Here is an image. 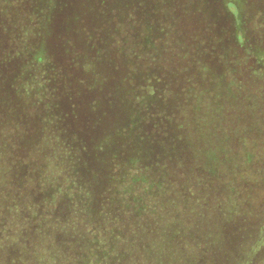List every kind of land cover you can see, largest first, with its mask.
Wrapping results in <instances>:
<instances>
[{"label": "rangeland", "instance_id": "obj_1", "mask_svg": "<svg viewBox=\"0 0 264 264\" xmlns=\"http://www.w3.org/2000/svg\"><path fill=\"white\" fill-rule=\"evenodd\" d=\"M5 1V42L17 32L29 41L20 62L46 50L52 72L61 75L51 100H59L61 111L67 94L72 96L69 141L88 145L75 166L86 168L94 188L127 183L106 178L109 165L120 159H98L124 148L120 134L131 131L129 138L141 140L138 150L152 163L171 153V169L162 171L163 199L150 205L146 195L128 196L129 203L148 208L134 215L144 219L148 231L146 262L264 264V0H54L43 12L33 0L23 1L26 7ZM123 5L126 16L118 18ZM19 13L21 21L14 23ZM123 37L146 41L147 76L128 57L140 52L120 47ZM85 61L93 63L95 74L86 71ZM133 68L136 80L130 82ZM142 76L144 88H131ZM151 109L176 123L187 124L190 114L196 121L177 130L159 117L147 118ZM171 140L177 142L178 162L168 150ZM68 202L64 199L61 218ZM66 235L58 242L67 241ZM131 249L134 255L137 250Z\"/></svg>", "mask_w": 264, "mask_h": 264}, {"label": "trees", "instance_id": "obj_2", "mask_svg": "<svg viewBox=\"0 0 264 264\" xmlns=\"http://www.w3.org/2000/svg\"><path fill=\"white\" fill-rule=\"evenodd\" d=\"M17 1L19 5L27 6L23 3L25 0ZM40 1L33 0L31 4L38 9L42 7V12L55 5L54 0H47L48 6H40ZM5 2L0 0V264H148V231L144 219L134 216L142 215L148 208L144 202L129 203L128 196L135 200L146 195L150 205L160 202L163 199L160 194L164 179L162 171L171 169V153L163 154L162 159L160 157L152 163L147 154L138 150L141 140L129 138L131 131L120 134L124 148H116V153L109 155L108 159L106 156L98 159L102 163L111 162L116 157L120 159L109 165L110 173L106 178L127 183L114 186V182H105L101 188H94L93 183L85 178L86 168L82 171L75 166L77 161L83 160L82 151H86L88 145L69 141L73 131L74 110L69 108L72 96L67 94L68 104L61 111L59 100H51L56 97L55 91L61 88V75L52 72L54 63L44 58L47 57L46 50L37 51L36 56L26 54L24 61L20 62L22 53L29 50V41H24L23 34L17 32L9 43L5 42L2 33L7 28L6 15L9 12ZM125 8V5L120 8L118 18L126 16ZM30 20L36 22L33 16ZM20 21L19 13L14 23ZM119 24L118 28L121 27ZM124 31L127 34V29ZM84 37L90 43L91 35L85 34ZM145 42L143 39L124 42L123 37L119 45L124 47L123 51L127 46L129 50L140 52L136 57H128L131 62L144 67L147 76L149 61L145 52L149 51ZM83 66L95 74L93 63L87 61ZM136 71H139L138 67ZM134 73L137 75L133 68L130 82L136 80ZM145 82L146 78L142 76L130 87L144 88ZM26 97L30 100L25 101ZM139 98L140 94H137L132 100L138 104ZM146 113L147 118H152L151 115L159 117L177 130L189 127L195 120L190 114L184 125L169 120L159 109ZM193 141L198 142V139ZM175 144L177 142L171 140L167 149L178 162ZM156 175H160L159 178ZM98 198L102 199L101 204H98ZM64 199H70V203L63 211L66 218H61L62 212L59 211ZM159 202L156 207L162 211ZM86 220H90L91 225H86ZM79 224L82 225L80 228ZM179 227L178 224L174 226ZM65 234L69 235H66L67 241L59 243ZM156 244L155 248H159ZM89 248L100 250L94 253L96 249ZM131 248L137 250L134 255ZM125 252L127 259L123 261Z\"/></svg>", "mask_w": 264, "mask_h": 264}]
</instances>
